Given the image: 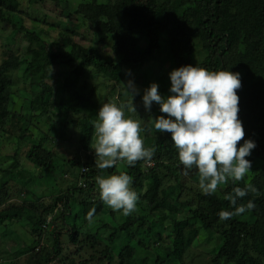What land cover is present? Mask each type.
Segmentation results:
<instances>
[{"label":"trees","instance_id":"16d2710c","mask_svg":"<svg viewBox=\"0 0 264 264\" xmlns=\"http://www.w3.org/2000/svg\"><path fill=\"white\" fill-rule=\"evenodd\" d=\"M0 12V20L11 22L12 14L4 8L1 0ZM79 13L98 34L112 39L111 48L120 59L117 61L111 56H105L99 47L78 43H74L70 50H51L41 67L31 69L25 75V84L33 93L30 100L33 115H49L57 107L66 127L78 124L80 143L90 146L95 130L92 121L97 118L101 105L77 90L79 77L90 67L120 82L124 69L144 67L163 48L162 40L166 36L175 69L192 65L209 71L252 72V80L241 76L242 87L237 90L240 97L238 117L243 123L244 140L250 139L257 145L253 156L264 160V0H116L81 6ZM56 63L70 65L74 78L65 77L60 83L54 82L53 66ZM19 66L20 57L15 50L0 64V116L4 115L0 129L16 136L17 140L27 138L24 130L28 128L22 123L24 117L12 114L10 110V73ZM55 86L67 94V98L63 97L59 103L54 100ZM244 140L238 142L237 147ZM147 147L155 149L152 160L137 161L134 166L126 163L125 172L133 178L132 185L136 192L143 191L146 187L141 199L148 204L151 211L173 212L172 232L166 241L168 243L160 242V247H155L152 244L161 235L154 229L153 223L144 217L128 218L123 224L113 226L108 236L109 245L102 253L106 254L110 263H113L122 249L116 246L119 236L123 234L131 241L133 234H136L139 235L138 243L144 249H158L159 254L151 264H174L176 260L183 259L186 250L203 228L216 230L223 236V245L217 249L214 264H226L229 260L235 264H261L252 249L259 252L264 243V182L257 175L250 181L245 178L236 182L229 180L219 185L212 195L199 193L195 205L182 204L178 207L172 201L181 189L178 169H173L170 163L162 160L163 156L173 158L172 152L176 148L171 133H159L156 138H149ZM26 157L40 172H45L49 169L55 153L43 145L33 143L28 147ZM88 157L94 160L92 155ZM250 161L252 163V159ZM151 162L154 164L149 167V171H145V164ZM71 163L82 165L77 163L76 158ZM158 167L168 170L176 183L163 188ZM87 168L88 170L84 167L82 176L89 184H93V179L98 175L120 173L116 165L105 170L96 168L94 164ZM195 176L199 179L198 172ZM247 184L258 189L259 195L249 193L238 199L236 206L247 205L249 201H253L255 207L227 220H221V211H234L225 196L232 194L235 187L244 188ZM73 192L75 190L61 194L56 201L63 208L62 217L65 223L71 224L69 238L76 245L84 226L85 203L77 202ZM30 206L35 208L40 205ZM25 210L22 205L0 209V227L11 226ZM41 214L32 228L34 240L29 247L32 258L27 264H51L54 259L53 264H75L67 256L70 247L62 240L64 232L58 231L54 234L52 250L46 247L37 249L43 237L41 226L47 219L45 212ZM55 221L56 218L54 223ZM96 239L94 236V240ZM51 254L53 257L49 258ZM136 259L140 264V259ZM117 264L126 263L120 260Z\"/></svg>","mask_w":264,"mask_h":264},{"label":"rangeland","instance_id":"374dc122","mask_svg":"<svg viewBox=\"0 0 264 264\" xmlns=\"http://www.w3.org/2000/svg\"><path fill=\"white\" fill-rule=\"evenodd\" d=\"M4 8L11 13V22L0 20V64L15 50L20 57V66L10 73L12 103L10 110L24 117L22 123L27 130L24 134L27 138L17 140L14 135L5 133L0 129V209H8L24 206L25 211L5 228L0 227V264H27L32 258L29 251L34 236L32 228L39 220L41 213L47 215L46 223L41 226L43 237L39 248L52 250L53 236L61 231L64 244L70 247L67 256L74 260L75 264H117L123 260L126 264H151L159 254L157 248L144 249L139 241V235L133 234V240L120 235L116 240L117 248H122L116 255L113 263H110L103 250L109 245L108 236L113 226L123 224L128 218L144 217L153 223L154 229L159 233L155 247L160 242H166L172 232L173 212L166 210L151 211L148 204L141 199L145 192H137L139 199L137 207L130 215L113 211L103 203L99 196V188L96 178L93 184L86 183L82 176L84 167L95 166V152L91 146L95 143V130L90 146L80 143V126L64 124L59 115V109L54 107L49 115L37 114L30 110L31 89L25 84V75L31 69L42 66L44 59L51 50H70L74 43L85 46L99 47L105 56H111L119 60V56L112 50V39L98 34L93 26L79 13V8L88 4L110 3L116 0H1ZM200 2V0H194ZM10 6V7H9ZM2 16L0 12V17ZM1 19V18H0ZM163 48L159 49L155 56L141 69L125 68L120 82L102 73L88 68L78 79L76 88L79 92L92 99L101 106L105 103L131 105L137 111L125 110V117L139 120L143 131L145 147L149 138H156L159 132L154 128L155 119L167 114L160 112V106L153 102L151 111L144 108L142 97L144 90L152 83L159 85L162 96L170 95V73L175 70L174 62L168 51L167 37H163ZM62 63V62H61ZM56 63L53 66L54 82L60 83L62 78H74L73 68L68 64ZM131 75H128V73ZM241 76L253 79L252 72L236 71ZM235 73V72H234ZM133 81L138 94L134 97L127 91L125 85ZM125 84V85H124ZM55 102L59 103L67 98V94L61 92L55 86ZM33 113V114H32ZM4 115L0 116V128L3 126ZM43 145L55 153L50 167L45 172H40L26 157L30 144ZM239 147V146H238ZM93 156L94 160L88 156ZM253 150L247 159H252L251 171L246 174V181H250L257 175L264 182V160L255 158ZM173 158L163 156L162 160L170 163L173 169H178L181 189L179 195L172 201L180 207L182 204L195 205L198 202V194L202 193L199 187L198 172L195 168L185 176L183 166L180 165L177 149L172 152ZM82 165L71 163L73 159ZM161 160V161H162ZM154 163H146L145 171H149ZM119 172L127 171L126 161L117 163ZM163 188L174 185L176 181L169 171L158 167ZM109 175V174H108ZM105 175V176H108ZM146 181V180H145ZM86 186V187H85ZM131 187L136 191L133 185ZM80 189H83L81 191ZM77 202L84 201L83 207L84 226L79 234L76 245L69 238L71 224L65 223L62 217L63 208L57 204V198L61 194L72 191ZM177 193V194H178ZM197 201V202H196ZM40 205L31 207L30 205ZM51 205V206H50ZM95 208L92 222L86 219L87 214ZM47 209V210H46ZM147 216V217H145ZM57 219L54 223V219ZM139 225V223L137 224ZM94 236L97 237L94 240ZM162 239V240H161ZM223 245V236L216 230L200 229V233L186 250L183 259L176 260L174 264H214L217 249ZM36 249V252L38 251ZM252 253L261 264H264V243L259 252L252 249ZM53 254H51L52 258ZM33 260V259H32ZM55 259L51 262L53 264ZM226 264H235L232 260ZM68 264V263H66Z\"/></svg>","mask_w":264,"mask_h":264},{"label":"clouds","instance_id":"9594fccd","mask_svg":"<svg viewBox=\"0 0 264 264\" xmlns=\"http://www.w3.org/2000/svg\"><path fill=\"white\" fill-rule=\"evenodd\" d=\"M169 75L170 95L162 96L159 85L152 83L144 90L142 101L145 110L151 111L155 102L160 112L167 114L155 119L154 128L162 134L171 133L183 174L187 176L195 168L199 187L205 195L214 194L219 185L229 180H244L252 167L246 157L257 145L250 139L244 140L243 123L238 117L240 97L237 90L242 87L241 74L187 65ZM125 86L133 97L138 94L133 81ZM126 109L137 111L133 104L105 103L92 121L95 143L91 147L95 152V166L100 170L113 168L119 161H126L128 166H134L137 161L150 162L154 156L155 149L145 147L140 121L126 118ZM241 140L243 144L237 147ZM132 182L133 178L126 172L96 177L100 199L125 216L136 210L139 199L131 187ZM249 193L258 196L259 190L247 184L244 188L235 187L232 194L226 195L234 211H221L220 219L227 220L253 209V201L236 206L237 200ZM95 211L93 208L87 214L89 222Z\"/></svg>","mask_w":264,"mask_h":264}]
</instances>
